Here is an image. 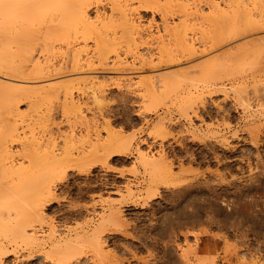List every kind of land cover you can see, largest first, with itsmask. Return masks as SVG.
<instances>
[{"label": "rangeland", "instance_id": "rangeland-1", "mask_svg": "<svg viewBox=\"0 0 264 264\" xmlns=\"http://www.w3.org/2000/svg\"><path fill=\"white\" fill-rule=\"evenodd\" d=\"M164 1L159 0V2L156 5L157 7L156 6L154 8L152 7L153 9L146 8V7L145 8L141 7L140 9L138 8L139 10L137 9V11L134 12V17H133L136 24L139 26H142L140 28L144 32L143 33L144 37L150 36L149 38L151 41L148 39V42H150V44H152V45H149V46L153 47L150 49L148 46L149 43L146 44L147 40L144 41L145 40L144 39L142 41L145 43V45L149 49L145 45L144 46L142 45L144 43H139L137 45L138 46L142 45V46L140 48L138 47L139 49L137 48L136 54H144V55H146V57H148V55L152 54L153 55L152 57L153 58L155 57L153 59L154 61L152 64L148 61L147 64L142 65L141 64L142 62L140 61V59H138L139 58L138 56L135 55L133 57V55L131 56L132 53H128L127 56L125 54V56H126L125 59L123 58L124 56L122 55V59L124 60V61L122 60V62H125V61L126 62L120 66H117L118 68H116L115 66L112 65V62H113L112 59L113 58H112V56H110V59L107 60V66L106 67L105 66L99 67L96 63H94L90 67L92 70L90 68L84 67V69L82 68L83 71L78 70V71H76V73L73 71H70L71 69L69 67L70 70L67 69L68 72H64V70H65L64 69V70H61L59 72L53 70V73L50 71L51 73H49V74L44 73L43 76H42V74L41 75L40 74H33V75H37V76L40 75V77L39 76L35 77V76L31 75L32 73H30V71H29L30 69L24 70V71H26L27 75L24 72L23 74H20V76H18V74H17L14 76V78H12L11 76H13L16 73L12 74L9 72L10 75L8 77V75H7L8 72L5 70L4 72L7 76L4 75V77H6V78L0 76L1 81L4 80L5 82H8V84L6 83V86L12 85L15 83L14 86L16 87V89L19 88L20 85H21L20 88L23 86L26 89L27 88L26 86L28 85V88H29L28 90L33 89V90H30L31 93L30 92L29 93L31 95H29L28 97H26V95H24V96L20 95L19 98H18V96L16 98V96H15L17 102L21 101V102L17 103L13 100L14 103H17V105H15L13 103L14 107L16 108V112L14 111L15 109H12L13 111H10L9 109H7L8 111L7 110H2V111L0 110V112H1L0 113V137L4 138L5 134L4 135L2 134L3 136H1V133H4V132L6 133L7 129L9 131V128H12L11 127L12 125H13L14 129H16L15 134L19 135V136L15 137L16 140L13 138V140H15V141H10L11 140L10 138L9 139L6 138L5 139L6 142H5V140H4V143H2L3 141L1 142L0 146H2L3 148H0V156H1L0 160H2V158L4 157V155L2 157V154H4V150H6L4 148V146H5V147H7L6 151H8L9 154L7 156V159H6L7 161L4 159L5 160V162L3 161L4 164H8L7 166L14 165L15 167H17L20 164L23 166L25 165L27 167L29 165V164L26 165L27 162H30L29 159L31 160V156H30L31 153L30 152H32V150L35 149L36 153H35V151H33L32 154L35 153L34 154L35 156H36V154L38 155L39 150L43 151L44 150L43 147L45 148V146H46V145L44 146L42 144L43 142H45V144L47 143V146L51 143L49 145V148L51 147L50 149L53 150L55 154L60 155V156L58 155L60 158L58 156L57 157L61 161L60 162L61 164H58V165H60V167L62 166V169H61L62 171H60V175L58 177H55V179H53V181H52V187H53V191L51 193L52 195H50L48 197L47 196L44 197L42 199V201L40 202L41 205L39 204V207H40V210L42 213L41 215H43L42 216L43 221L41 223L36 222V224H35V225H37L36 230L39 232V235L42 236L41 238H43L44 241H46V245L44 244V246L45 247L48 246V243H47L48 235L52 231L56 237H58V236L64 237L65 235L73 237V234L75 236L76 232H79V231L84 230V229L87 230V229L92 228L95 225V223L97 222V220L99 219V217H101L102 212L104 213L103 215H105L110 210L117 211L118 216L116 215L117 217L114 218V219H116L115 223L107 225L105 227L104 233L102 234L103 238H101V244H102L101 246L103 249L102 250L103 253L100 256V258L95 256L91 247H89L87 245H83V246L81 245L82 247L80 245L79 246L77 245L75 247V250L78 249L75 253L76 255H74V257H71V259H69V260L67 259L68 261L66 260V261H63L64 263L61 262L59 264H94V263L95 264H149V263L150 264H185V263L189 264L188 262H190L191 264H200L201 262H203L202 261L203 258L208 255V253H209L208 251H210V253H211V254H209L210 256L208 255L210 258L207 256L209 258L211 264H264V239L258 240L257 238L252 237L253 236L252 234H254L256 231L255 229L245 225V226L241 227L242 230L240 229V230H238V232L233 231L232 227L230 226V223L227 224L226 222H223L224 217H222V221L220 220V222H218L216 224H212L208 228L205 225H203V223H200V222H202L201 217L204 213V207L201 203L202 202L201 201V199H202L201 194L197 188L194 189L195 192L192 191V193L194 192L192 195H188L189 193L187 194L184 189H180V191L178 192L177 190L179 188H177V189H175L173 187L167 188L166 186H163V185L161 186V184H159L156 187V189L153 190L155 193L153 191L151 192V194H153V195L155 194L154 196L150 195V194L147 195L146 194L147 192L144 188L146 185V182H147L146 181L147 178H146L144 169L142 170L143 166H142V164H140L141 160H139V155L137 153L138 152L137 150H140L139 152H141L143 154L146 153L150 156L153 155L157 159H158V157H160V158L163 157L164 161H167V163L171 164V167L173 169L172 170L173 173L175 175H178L179 180H181V181H184L187 178L186 175L188 172L183 173V171H188L189 169H194V171L198 170V172H202L206 169V163L204 164V159H203V157H201L203 155V153L205 152V150H203V147L199 144L198 140H195V141L189 140V139H191V137H190V134L188 132L187 119L183 115L184 113H182L181 110L179 109V108L182 109L183 107H185L186 103L189 100L188 97L186 95H184V90L186 89V87L187 86L189 87L191 84L194 85L193 87H195L196 84H197V86L199 84V82L197 83V81H198V79H196L197 77H195L193 79L194 76L192 77L191 75L195 74L196 76H199V78L201 77V75L199 72H197V73H194L191 75H185L184 76L183 73L185 74L186 70L190 69L189 66L195 67V63H196V66H204V67L208 66L209 67V66H212V64L214 62H216L213 64V66L218 64V66L221 68H222V66H224L228 63L227 64L228 66L227 65H226L227 67L225 66V68H228L230 66L237 67V66H239V63L241 66L247 67V65H244L245 61H246V64H248V63L251 65L254 64V66H252L253 68L254 67L258 68V66H259V68H261V66H264V28H262V27H264V23H262L264 21L261 22V20L264 19V18H262V17H264V0H261V1L260 0H254L255 4H254V1L251 4L253 7L251 5H249L251 0H237L238 3L239 2L241 3V4L239 3V5H241V7L238 5V3H237V5H235L236 3L231 1V0H228V2L226 0H224V2H226V4H230L232 2V4H230L232 6L231 10L228 8V11H227V13L231 12V13H228L230 18H231V22L229 21L230 19H228V16L225 17L226 14H224L225 15L224 16L221 13L220 14H218V13L216 14L215 12H213L214 14L212 12L208 13L210 11L208 8L209 2L207 0H196V1L195 0H192V1L187 0V2H189V3L186 2L187 3L186 7L189 6L187 8L189 11H192L194 9L195 4L198 5L199 7L198 6L197 7L200 8V11H202L197 18L194 15H188V17L182 16V15H184L183 13H180V10H181V12H183L182 9H178L181 7H177L174 5V4L178 5L181 3L183 4V2L185 4L186 0L185 1L184 0L183 1H180V0L176 1L178 4L175 3V1H174V3H165V5H164L165 7L168 4H173V6L171 5V7H170V5H168L167 6L168 8L167 7L164 8V6H162L164 4ZM206 1H207V3H206ZM257 1H259V3ZM103 2H102L103 6H105V7L100 6L99 7V13L100 14L103 13V14H105L106 17H109L108 14L110 15V13H109L110 12V10H109L110 5H108L106 3V1H103ZM193 2H194V4H193ZM222 4H223V6H222ZM222 4L220 7L221 8L223 7L222 9H224V13H225V11L227 9H225L224 3H222ZM242 5L245 6L246 8L243 7ZM158 6H161V8H163L162 11H161V9H159L160 7H158ZM134 7H136V5ZM190 7L193 9H191ZM242 7L245 9H247V8H249V9H247L246 12L243 13L242 11L244 9ZM234 9L235 10L238 9L240 12L239 14H237V16H240V18L238 17L239 21H237L236 20L237 17L234 16V14L238 12V10L234 13L232 11ZM163 10H165L164 13H163ZM220 11H222V10H219L217 12H220ZM95 12H97L95 8L94 9L91 8V10L89 11V15L93 19L95 17V14H97ZM206 12L208 13V15ZM248 13L251 14V16ZM241 14H243L244 16L246 15V17H242ZM219 15H221V16H219ZM222 15H223V17H222ZM214 16H216L217 18H215ZM180 17H182V18H180ZM249 17L250 18L254 17V19L256 18L255 19L256 21L254 20V22L259 21V24L255 23L254 25H251L252 23H251V21H250L251 19ZM210 18H212V20ZM225 18L228 21L224 20ZM247 18H249V19H247ZM240 19H241V22H240ZM245 19H247V20H245ZM107 20H108V18L105 21L107 22ZM164 20H166V21L164 22ZM210 20L212 21V23ZM208 21H210V22H208ZM225 21H226V23H225ZM245 21H247V23ZM180 22L182 23V25L180 24ZM165 23L168 24L170 28H173V29L168 28V31L171 30L173 34H174L175 29L177 31V27H179V24H180V27L178 28V30H180V28L182 30H185V31L187 30L186 31L187 38H189L191 40L192 39L195 40V41L193 40L194 42L192 41V43H194L193 48L200 49V50L194 49V52L196 51L195 53H197V52H199V53L201 52V53L200 54L190 53L191 55H193V56H191L186 50H185L186 51L185 52V51H183L184 49L183 50H181L182 48L179 49V47H178L179 45L177 43L178 40H177L176 45H178L177 46L178 50H181L180 52L182 54L179 53V51L175 47V43H173V42H175V41H173L174 38L171 39L172 36L170 37V35H169V34H171L170 33L171 31L169 32V34H168L167 30L165 31V29L168 27V25H167V27L165 26ZM176 23H177V25H176ZM213 23H215L216 26ZM224 23H225V25H224ZM174 24L177 26L175 29H174V26H175ZM228 24H230V25H228ZM233 24H234V26H233ZM247 24H249L247 26L248 28L245 27ZM184 25H187L185 29H184V27H185ZM256 25L257 26L259 25V27L256 28ZM232 26H233V28H236V29L238 28L237 32H235V30L232 28ZM143 27L146 29H144ZM33 28H34V32H35L36 29H35V27H33ZM36 28H37V26H36ZM230 29H232L235 34H232V31ZM249 30L252 32H249ZM119 32H120L119 30H117L115 32L118 37L116 35H115V37H113L114 32L111 31L112 34L109 33L110 34L109 37L111 38V40L113 38H114L113 40H115L117 37L116 41L121 39L122 42H120V40L117 42L115 41V42L119 43V44H123V45L119 46V47H121V48H119V50L122 52V51H125V48L127 46V44H125V43L127 41L125 42L126 38L122 39L121 36H119L121 34ZM159 33H161V34H159ZM214 33H215V35H214ZM221 33L223 35L219 36ZM35 34L37 35V37L41 36L38 31L35 32ZM147 34H148V36H147ZM152 34L154 35V37H152L153 36ZM166 34H168V35H166ZM173 34H171V35H173ZM157 36H158V38H157ZM217 36H219V37H217ZM166 37L168 38V40H165ZM230 37H232V38H230ZM159 38H164V40H165L164 42L166 43V45H165V43L163 45L167 46L168 50L170 48L171 54L169 53L170 55H168V56H173V59L174 60L176 59L175 62H173L174 60L173 61L168 60L169 62L167 60H165L164 62L158 63V62H160V60H159L160 57H159V59H157V55L155 53L157 50H155V49L157 46L156 44L159 41ZM216 38H219V39H216ZM38 42L41 43L40 40H38L36 43H38ZM254 42H256V44ZM257 42L259 43V45ZM22 44H23V46H26L24 42H22L21 45ZM251 44H253V46ZM0 45H1V42H0ZM10 45H12L11 46L12 48L14 47V44H10ZM16 45H15V48H13V49L10 47V50L12 49L11 50L12 53L15 52L14 49H16ZM123 46H124V48H123ZM165 46H163V47H165ZM250 46H252V47H250ZM86 47H85L86 49L83 50L84 52H82V54H81L82 57H84L83 59H85L87 57V55L91 56L92 53L94 52L93 42L89 41L88 45ZM234 47H237L238 52H236V49ZM225 48H226V50H225ZM254 48H256V49H254ZM174 49H175V51H174ZM153 50H155V51H153ZM233 51H235V53H233ZM245 51H246V53H245ZM57 53H59V52H57ZM57 53H55V55L52 56L53 58L51 57V59H53L52 60L53 62L51 61L52 63L50 62V64L55 65L58 62H60V64L63 62L62 59L64 58L65 55H63V58H62L61 53H59V54H57ZM218 53H219V55H218ZM240 53H242V54H240ZM13 54H17V51H16V53H13ZM162 54L164 56L163 59H167V58H165V57H167V55L165 56L164 52ZM228 54L229 55L232 54L231 57ZM252 54H254V57ZM34 55L42 58V56L45 54L41 53L40 50H38L36 53H34ZM144 55H143V58H145ZM236 55H237V57L239 55V58H237ZM250 55H252V56H250ZM260 55H262V56H260ZM226 56H227V58L231 59V60L229 59L230 62H228L229 60L227 58L225 59ZM16 57H17V55H16ZM242 57H243L244 61L242 60ZM17 58L19 59V57H17ZM240 58H241V60H240ZM251 58L255 59V61H253V63H252V61H250ZM260 58H262V60ZM16 59L13 60L14 65L18 64L20 67L21 66L30 67V65H31V63H29V62L28 63H26L25 61L20 62L22 60L21 58L19 60H16ZM224 59H225V61H223ZM237 59L240 61L238 62ZM247 59H249V60H247ZM157 60H159V61L157 62ZM247 61H249V62H247ZM24 62L26 64H24ZM64 62H65V58H64ZM139 62L141 64V66H139ZM255 62H257L256 66H255ZM219 63H221V64H219ZM95 64H96V66H94ZM127 64L130 66V68ZM190 64H192V65H190ZM58 65H59V63L55 65L56 70H57V68H59ZM124 65H126V66H124ZM142 66H143V68L141 69ZM140 69H141V71H140ZM161 71H163L162 75H166L165 73H167V75H168V73L172 74V72H173V74L174 73L177 74V76L175 74H174V76H175V78L178 77L180 83H178L177 78L176 79L173 78V80L175 79L176 82L178 83V84L177 83H174V84L181 85L178 88L182 87L183 90L177 89L176 91L174 90L173 93L169 94V91L167 89V88H169L168 87L169 84H168L167 87L165 86L163 88L164 93L167 95L166 98H165L164 94L163 95H157V97H155L156 96L155 95L154 96L155 101H153V99H150L152 96H145L144 94H143L144 95L143 96L141 94L142 92L140 94H138L139 91L137 92L138 89L136 87H138L139 85H135V86L132 85L131 88L129 85H127V86H129L128 88L125 87L122 89H118L117 87L114 86V84H112L115 81L116 77H118V78L121 77L119 79H122L121 81L126 83L127 77L129 79V76H130V78H133V79L134 78H140V77L142 78V77H146V76L151 77V75H156L158 72H159L158 74L160 75L162 73ZM4 72L2 71L0 73H4ZM174 76H172V77H174ZM181 76L184 78H182ZM10 77L12 79H15V78H18V79H15V80L11 79L12 80V82H11L9 79ZM101 77H102L104 82L102 81ZM190 77H192L193 80H197V81H195V82L193 81L194 84L191 83L190 85H188L190 82H187V80L191 79ZM68 78L70 80H75V81L79 80L78 85L80 84L79 85L80 87H77L74 85L75 87L80 88V90L78 89L79 91L74 87L72 89V92H74L73 98L75 99V100L73 99L74 100L73 103L72 102L70 103L69 100L64 99V97L61 94L60 95L53 94L54 92L55 93L58 92L56 85L60 84V82L62 84V82L69 81ZM110 78L111 79L114 78V80L112 79L113 81H111ZM35 79H37V80H35ZM155 79H153V80H155ZM168 79H170V78H168ZM262 79H264V78H262ZM171 80H172V78H171ZM98 81L99 82L101 81L103 83L102 86L103 85L105 86L104 87L105 92L102 95L95 91L96 86L98 84L101 85V83H99ZM155 81H158V79H156ZM168 81H166V82H168ZM9 82H10V84H9ZM56 82H57V84H56ZM80 82H82V84ZM1 83H3V82H1ZM93 83H95L97 85H95ZM172 83H170V84H172ZM157 84H159V83L157 82ZM192 85L190 86L191 88H192ZM15 87H13V88H15ZM49 87H51V88H49ZM52 87L57 89V91H55V89H53ZM24 88H21V89H24ZM44 88H46V89L43 90ZM47 88H49V89H47ZM35 89H36V91H38V90L40 91L39 94H37L38 92L33 93V91ZM51 89H52V91H51ZM182 91H183V93H182ZM178 92H179V94H178ZM32 93L35 95H33ZM49 93H51L53 95V97ZM44 95H47V96H44ZM3 96H4V99H7L9 97L11 98V94H9V93H8V95H3ZM93 96H95V97H93ZM159 96H160V98H159ZM162 97H164V98L162 101H160V99ZM36 98L39 100H37ZM49 99H50V101H46ZM42 101H43V103H42ZM184 101L185 102L187 101V102L185 103ZM39 102H40V104H39ZM46 102H48V103L46 104ZM197 102H199V101L196 99V103ZM153 104H155L156 107L153 106ZM4 111H6L7 113H5ZM9 112H10V114H9ZM17 112H19V114H21V115H18ZM80 117H82V119H80ZM5 119H6V121H5ZM7 120H8V124H9L8 126L5 124V122H7ZM154 123H157V124L155 125ZM159 124H160V126L164 127L166 130V132H162V136L160 135L161 134L160 131H163V129L161 130L162 127H160V128L158 127L160 129L159 132H158L159 129L156 128L158 133L156 132V134H154V132L156 131L154 129V127H157ZM193 126H194L193 128L195 130H197V127L199 126V121H194ZM179 131H180V133H179ZM96 132L97 133L99 132L98 134H99V137L101 138V140L103 141V142L101 141L103 144H104V142H106L108 140V137H110V136H111V138H110L111 140H113V138L117 139L118 137H119V139L121 137H123L122 139H125V138L128 139L127 137H130L131 135L134 136V138L131 139L132 140L131 146H129V148L128 147L123 148V147L111 146V147L106 149V147L101 148L98 145H97V147H95L97 144V143H94V141H96L95 140L96 139V135H95ZM163 133H165L166 136ZM169 133H172V134L169 135ZM34 136H35V138H34ZM114 136H116V137H114ZM22 140H23V142H22ZM29 140H30V142L35 140V141H37V143L39 142V144L43 141L41 143V145L43 146L42 149H36L37 145H35V142L30 143V142H28ZM89 140H90V142H89ZM26 141H27V143H26ZM64 143H66L68 145L70 144V146H68ZM90 143H91V145H90ZM28 144L29 145L31 144V146L28 147ZM93 144H94V146H93ZM98 144L100 145V143H98ZM25 145H27V146H25ZM92 146H93V149H92ZM38 147H40V146H38ZM89 147L91 149H89ZM86 148H87V150H86ZM95 148H96V150L94 151ZM120 148H122V150H120ZM127 148H128V151H127ZM109 149H111L110 153L108 152ZM22 150L24 152H22ZM246 150H248V148ZM104 151H105V153H104ZM201 151H202V153H201ZM17 152H18V154H15ZM162 152H163V154H162ZM24 153H25V155H24ZM165 153L167 155H164ZM191 153H192V155L196 161V162L194 161V163H192V164L189 161V160H191L190 159L191 157H189L191 155ZM160 154H161V156H160ZM186 154H187V156H186ZM95 155H97V156L95 157ZM66 156H67V159H66ZM166 157H167V159H166ZM4 158H6V157H4ZM201 158H202V160H201ZM209 159H210V157H209ZM64 160H66V161H64ZM79 160H81V161H79ZM89 160H91V161H89ZM85 164H87L88 166L86 167ZM83 166H85V167H83ZM79 167H80V169L81 168H83V169L80 170ZM214 167H215L214 164L211 163L210 169H214ZM181 174H183V175H181ZM6 176L7 175H5V177ZM3 177H4V175L0 178H3ZM8 177L11 178V176H7L6 178H8ZM3 179H1L0 181L2 182ZM5 181H6V179L3 181V183ZM8 181H11V180L9 179ZM143 181H146V182H143ZM127 185H129L131 187L130 190L133 189L132 191H129L132 194H130L125 189V186L127 187ZM171 189H175L176 191H172ZM181 190H183V192ZM126 191H127V194H126ZM122 193H125V194H122ZM146 196H148L149 199ZM106 199H108V200L112 199L113 202H112V200H111V202H108V200H106ZM95 200H96V202H95ZM143 202L145 204L142 205ZM148 206H150V207H148ZM222 213H221V216H223L225 214L224 211H222ZM146 214H148V215H146ZM151 216H153V217H151ZM171 216H172V218H171ZM221 216H220V219H221ZM232 217H234V216H232ZM154 219H156V220H154ZM151 220H153V221H151ZM152 222L154 225L152 224ZM155 222H156V225H155ZM37 223H39V225ZM202 225L204 226V228L201 227ZM119 226L121 228H119ZM204 229L208 230L207 234L205 232H202V230H204ZM1 230L2 229L0 227V234L2 233ZM160 230H161V232H160ZM243 232L247 233L248 237H246V238L241 237L240 233H243ZM212 233H213V235H212ZM228 233H230V234H228ZM159 234L162 237H160ZM214 234H215V237H214ZM217 235H218V237L220 235L221 238L222 237L223 238L222 239L220 237L218 238ZM3 236L4 235H0V245H2V244L4 245V246L2 245V247L5 250V254L0 255V264H53V263L58 264L57 262L50 260L49 257L47 258L46 255H44V253L39 251V249L37 250V248L33 249V248H29L28 246H26V244H25L26 242L22 243L21 241H18V240H16V242H15L14 241L15 239L13 240L12 236L11 237L7 236L8 239L10 238L9 240L6 239L5 236L3 239V238H1ZM237 236H239V237H237ZM204 237L206 239H203ZM200 239L207 240V241L203 242V243H199L200 241L202 242V240H200ZM8 241H10V242H8ZM208 241H209V243H208ZM12 243H14L15 245ZM206 243L209 245L210 250H208L209 247L207 245H205L206 247H208V248H206L207 251H206V249H203L202 252L206 251L207 253L206 252L202 253L201 252V250H202L201 246L203 247V245ZM10 248H11V250H10ZM196 248H197V251H195V252L197 254L195 256H197V257H195V258L200 257L199 258V260H200L202 257V260L199 261L200 263H197V262L195 263V261H197L198 259L196 260L193 257L195 259V261H193L194 259L191 258L193 253H195L194 250H192V249H196ZM198 248L200 251L198 250ZM29 250H31V251L29 252ZM32 251H33V253H32ZM192 251H193V253H191ZM38 252L41 254V256L39 255ZM188 253L191 254V256L188 255ZM198 253L202 256H200ZM30 254H32V255L34 254V255L31 258H27L28 255H30ZM186 254H187V256H189L188 258L186 256ZM203 254H204V257H203ZM214 254H215V256L213 257ZM211 255H212V257H211ZM184 258H185V260H184ZM186 258L189 261H187ZM189 258H191V261L193 263L190 261ZM206 259H204V261ZM211 259L213 260V262Z\"/></svg>", "mask_w": 264, "mask_h": 264}, {"label": "bare ground", "instance_id": "bare-ground-1", "mask_svg": "<svg viewBox=\"0 0 264 264\" xmlns=\"http://www.w3.org/2000/svg\"><path fill=\"white\" fill-rule=\"evenodd\" d=\"M103 1H106V3L108 5H110L109 6L110 15L108 14L109 17H106L105 14H103V13L102 14L99 13V7L103 6V3H104ZM174 1H175V3H177L176 1H178V0H165L164 4L163 5L161 4V5L164 6L165 3H174ZM180 1H183V0H180ZM207 1L209 2L208 8L210 11L208 13L215 12L216 14L217 13L218 14L221 13L223 15L226 14V16L225 15L224 16L225 17L228 16V19H230L229 21L231 22V18L228 14L231 12L227 13V11H228V8L231 10L232 6L230 4H232V2L231 3L229 2L230 4H226V2H224V0H217V1L216 0H207ZM207 1H206V3H207ZM226 1L228 2V0H226ZM231 1L235 2L236 3L235 5H237V3H238L237 0H231ZM253 1L254 0H251L249 5H251L253 3ZM158 2H159V0H0V42H1V45H0V72H2V71L4 72L6 70L8 72V73L6 72L8 77L10 75L9 72L12 74L16 73L13 76H11L12 78H14V76L17 74H18V76H20V74H23L24 72L26 74V71H24V70L30 69L29 71H30V73H32L31 75H33V74H40L41 75L42 74V76H43L44 73H48V74L51 72L53 73V70L59 72V71L65 69L66 71L64 70V72H68L67 69H69V67H70L71 70L70 69L69 70L76 73V71L82 70V68L84 69V67L90 68L94 63H96L99 67H102V66L106 67L107 66V60L110 59V56H112V58H113L112 59V61H113L112 65L115 66L116 68H118L117 66H120L126 62V61L122 62V60H123L122 55L124 56L123 58L125 59L128 53H132L131 56L133 55V57L135 55L138 56L139 57L138 59H140V61L142 62L141 63L142 65L147 64L148 61L152 64L154 61L153 59L155 57L153 58L152 57L153 55L151 53H150L151 55H148V57H146V55H144V54H136L137 48L138 47L140 48L142 45L143 46L145 45V43L142 40H144V39H145L144 41L147 40L146 44L149 43L148 46L152 45V44H150V42H148V39L150 40V38H149L150 36L144 37V35H143L144 32L140 28L142 26L137 25L136 22L134 21L133 17H134V12L137 11L138 8L140 9L141 7H144V8L146 7V8L153 9L157 5ZM186 2H187V0L185 1V4L183 2V4L177 3L179 6L176 4H174V5L177 7H181L178 9H182L183 12H181V10H180V13L184 14L182 16L188 17V15H194L197 18L200 15V13L202 12V11H200V8H198L199 6L195 4L194 9L190 7L193 10L189 11L187 9L189 6L186 7L187 3H189V2H187V3ZM194 2H193V4H194ZM257 2L259 3V1H257ZM222 3H224L225 9H227L225 11V13H224V9H222L223 7L222 8L220 7ZM239 3H238V5H239ZM254 4H255V1H254ZM135 5H136V7H134ZM168 5H170V7H171V5L173 6V4H168ZM222 6H223V4H222ZM239 6L241 7V5H239ZM103 7H105V6H103ZM158 7H160L159 9H161V11H162L163 8H161V6H158ZM166 7L164 6V8H166ZM243 7H245V6H243ZM91 8H93V9L95 8L97 11V12H95L97 14H95L94 19L89 15V11L91 10ZM245 8H243L245 11L241 10L243 13H245L246 10L249 9V8H247V9H245ZM238 9H236V10L234 9L232 11L235 13ZM219 10H222L223 12L222 11L217 12ZM239 10L237 13L234 14V16L237 17V19H236L237 21H239V18H240V16H237V14L240 13ZM164 11L165 10H163V13H164ZM208 13H207V15H208ZM223 15H222V17H223ZM241 15H242V17H246V15L245 16L243 14H241ZM249 15L251 16V14H249ZM219 16H221V15H219ZM214 17L217 18L216 16H214ZM107 18H108V20L106 22L105 20ZM180 18H182V17H180ZM249 18H247V19H249ZM262 18H264V17H262ZM210 19L212 20V18H210ZM247 19H245V20H247ZM250 19H251L250 21L252 23L251 25H254L255 23L259 24V21L254 22V20L256 18L254 19V17H251ZM224 20H227V19L225 18ZM165 21L166 20H164V22ZM210 21H208V22H210ZM262 21H264V19H262L261 22ZM240 22H241V19H240ZM245 22L247 23V21H245ZM211 23H212V21H211ZM225 23H226V21H225ZM225 23H224V25H225ZM262 23H264V22H262ZM180 24L182 25L181 22H180ZM180 24H179V27H180ZM213 24L215 25V23H213ZM167 25L168 24L165 23L166 27H167ZM176 25H177V23H176ZM176 25L174 26V29L177 27ZM228 25H230V24H228ZM248 25L249 24H247L246 26L244 25V26L247 27ZM36 26H37V28H36ZM184 26H185L184 27V29H185L187 25H184ZM233 26H234V24H233ZM233 26H232V28H233ZM33 27H35V29L39 32V34L41 36L37 37V35L35 34V32H37V31L35 30V32H34ZM179 27H177V31H176V29L174 30V34L172 33L171 30L168 31V28L173 29V28H170L169 25L165 29V31L167 30L168 34L171 31L170 33L173 34V35H171V34H169V35H170V37L172 36L171 39L174 38L173 41H175V42H173V43H175V47L177 48V50L179 47V49L182 48L181 50L184 49L183 51L186 50L189 54L195 53L196 51L194 52V49H196V48H193L194 43H192V41L194 39L191 40V39L187 38V33H186L187 30L185 31V30H182L181 28H180V30H178ZM257 27H259V25L258 26L256 25V28ZM262 28H264V27H262ZM144 29H146V28H144ZM233 29L235 30V32H237L238 28L237 29L233 28ZM117 30H119L120 31L119 33H121L119 36H121L122 39L126 38L125 42L127 41L125 43V44H127L125 51H122V52L119 50V48H121L119 46L123 45V44L116 43L119 40H120V42H122L121 39L116 41L118 36L115 32ZM230 30L232 31V34H235L232 29H230ZM111 31L114 32L113 37H115V35L117 36L115 40H113L114 38L112 36H111L113 38L112 40L109 37V35L112 34ZM249 32H252V31L249 30ZM159 34H161V33H159ZM168 34H166V35H168ZM214 35H215V33H214ZM221 35H223V34L221 33L219 36H221ZM147 36H148V34H147ZM219 36H217V37H219ZM152 37H154V35ZM167 37L165 40H168ZM157 38H158V36H157ZM230 38H232V37H230ZM216 39H219V38H216ZM38 40H40L41 43H39V42L36 43ZM165 40H164V38H159V41L157 40L158 42L156 44L157 46L155 49L157 51L155 53L157 55V59H159V57H160V59H159L160 62H158L159 60H157L158 63L164 62L165 60H167V61L168 60L169 61L174 60L173 56H168L171 53H170V48L168 50V47L165 46L166 45V43L164 42ZM177 40H178L177 43L179 46L176 45ZM89 41L93 42L94 52L92 53L91 56L87 55V57L85 59H83L84 57H82L81 54H82V52H84L83 50L87 48L86 46L88 45ZM22 42H24L26 46H23V44L21 45ZM139 43H144V44H142L141 46H138L137 44H139ZM164 43H165V45H163ZM254 43L256 44V42H254ZM10 44H14L13 48H15V45L17 44L16 49H14L15 52H13V53H16V51H17V54L12 53L11 50L13 48L11 47L12 45H10ZM253 44H251V45L253 46ZM258 45H259V43H258ZM163 46H165V47H163ZM252 46H250V47H252ZM10 47L12 48L11 50H10ZM123 48H124V46H123ZM149 48L151 49L153 47L149 46ZM226 48H225V50H226ZM234 48L236 49V52H238L237 47H234ZM254 49H256V48H254ZM38 50H40L41 53L45 54L42 56V58L34 55V53H36ZM155 50H153V51H155ZM181 50H178L179 53H181L180 52ZM198 50H200V49H198ZM174 51H175V49H174ZM57 52L61 53L62 58H63V55H65L64 56L65 62H64V58L62 59L63 62L61 64H60V62L57 61L59 63V65H58L59 68H57V70H56L55 65L58 63H56L54 65V64H50V62L53 60V59H51V57L53 55H55V53H57ZM163 52H164L165 56L167 55V57H165L167 59H163L164 58V56L162 54ZM59 53H57V54H59ZM197 53L200 54L201 52L200 53L197 52ZM197 53H195V54H197ZM219 53H218V55H219ZM233 53H235V51H233ZM242 53H240V54H242ZM245 53H246V51H245ZM125 54H126V56H125ZM16 55H17V57H19V59L20 58L22 59L20 62L25 61L26 63H28V62L31 63L30 67H28V66H25V67L21 66L20 67L18 64L14 65L13 60H15L17 58ZM143 55L145 56V58H143ZM231 55H229V56L231 57ZM252 55L254 57V54H252ZM252 55H250V56H252ZM191 56H193V55H191ZM260 56H262V55H260ZM236 57H237V55H236ZM226 58H227V56L225 57V59ZM237 58H239V55ZM19 59L17 58L16 60H19ZM225 59L223 61H225ZM227 59L229 60L230 58H227ZM252 59L253 58H251L250 61H252V63H253V61H255V59H253V60ZM260 59L262 60V58H260ZM230 60L228 62H230ZM240 60H241V58H240ZM240 60L237 59L238 62ZM242 60H243V57H242ZM247 60H249V59H247ZM175 61H176V59L173 62H175ZM25 62H24V64H26ZM247 62H249V61H247ZM214 63H216V62H214ZM221 63H219V64H221ZM96 64L94 66H96ZM141 64L139 62V66H141ZM213 64H212V66H209V67L205 66L206 67L205 68L204 66H196V63H195V67L189 66L190 69L186 70L185 74L183 73V75L185 76V75H191V74L199 72L201 75V77H200L201 79L199 78V76H196L194 74L191 76L192 77L194 76L193 79L195 77H197L196 79H198V81L193 80L192 77H190L191 78V79H189L190 81L187 80V82H190L188 85L193 83V81L194 82L197 81V83L199 82V84H198V86L196 84L195 87H193L194 85L191 84L192 88L190 87L191 85L189 86L190 88L188 86H187L188 88L185 86L186 89L184 90V95H186L189 100H188V102L186 101L187 103L184 101L186 103L185 107H183L182 109L179 108L181 110V112L184 113L183 115L187 119L188 132H189L190 137H191V139H189V140H192V141L198 140L199 144L203 147V150H205V152L203 153V155L201 157H203V159H204V164L206 163V169L202 172H198V170L194 171V169H189L188 171H183V173H185V172L186 173L188 172V173L186 175L187 178L185 177L186 179L184 178L185 180L181 181V180H179L178 175H175L173 173V171H172L173 169L171 167V164L167 163V161H164L163 157L162 158L158 157V159H157L153 155L150 156L146 153L143 154V153L139 152L140 150H137L138 151L137 153L139 155V160H141L140 164H142V166H143L142 170L144 169V172H145V175L147 178L146 179L147 182L143 181V182H146V185L144 188L147 192L146 193L147 195L148 194L153 195V194H151V192L154 189H156V187L159 184H161V186L162 185L166 186L167 188L168 187H170V188L173 187L175 189L179 188L177 190L178 192L180 191V189H184L187 194L189 193L188 195H192L195 192L194 189L197 188L198 191L200 192L201 198H202L201 199L202 202L201 201L200 202L202 203V205L204 207V213L201 217L202 222H200V223H203V225H205L208 228L212 224H216V223L220 222V220L222 221V217H224L223 222H226L227 224L230 223V226L232 227L233 231L238 232V230H240V229L242 230V228H241L242 226L247 225V226L256 230L255 233L252 234L253 235L252 237L257 238L258 240L264 239V79H262V78H264V66H261L259 64L261 66V68H259V66H258V68L257 67L253 68L252 66H254V64H252V65L249 63L246 64V61H245L244 65H247V67L241 66L240 63H239V66H237V67H233V66L229 65L230 67H228V68H225V66L228 63L226 65L222 66V68L219 67L218 64L214 65V66H213ZM190 65H192V64H190ZM256 65H257V62H255V66ZM124 66H126V65H124ZM129 68H130V66H129ZM142 68H143V66L141 67V69ZM141 69H140V71H141ZM161 72L162 73L160 75L158 74L159 73L158 72L156 75H151V77L146 76L147 78L146 77H142V78L140 77V78H134L133 79V78H130V76H129V79L127 77L126 83L122 82L121 81L122 79H119L121 77H119V78L116 77L115 81L112 84H114V86L117 87L118 89H122L125 87L128 88L129 86L131 88L132 85L133 86L139 85L138 86L139 88L136 87L138 89L137 92L139 91L138 94H140L142 92L141 93L142 95L144 94L145 96H152L150 99H153V101H155V98H154L155 95H156L155 97H157V95H163L164 94V96L166 98L167 95L164 93L163 88L165 86L167 87L168 84H169V86H168L169 88H167V89L169 91V94L173 93L174 90L176 91L177 89H182V87L178 88L181 85H177L180 82H179L178 77H176L178 83L176 82V80H175L176 78L174 76L175 73L174 74H173V72H172V74L168 73V75H167V73H165L166 75H162L163 71H161ZM4 75L7 76L5 74V72L0 73L1 77H4ZM40 75H38V76L40 77ZM175 75L177 76V74H175ZM33 76L36 77L37 75H33ZM172 76H174V77H172ZM11 77L9 78L11 82H12V80L18 79V78L12 79ZM4 78H6V77H4ZM155 78L158 79V81H155L156 80ZM168 78H170V79H168ZM171 78H172V80H171ZM173 78H175V79L173 80ZM182 78H184V77H182ZM37 79H35V80H37ZM101 79H102V77H101ZM112 79L114 80V78H112ZM112 79L110 78L111 81H113ZM153 79H155V80H153ZM78 81L69 79V81L62 82V84L60 82V84L56 85L58 92H56V93L54 92L53 94H58V95L61 94L64 97V99L69 100L70 103L71 102L73 103V101L75 99L73 98L74 92H72V89L74 87L77 90L78 89L80 90V88H77V87H80L79 86L80 84L78 85ZM102 81H103V79H102ZM166 81H168L169 83ZM1 82L4 83L5 81L4 80L1 81V79H0V101H1L0 102V110L2 111V110L9 109L10 111H13L12 109H15L14 111L16 112V108L13 105V103H14L13 100L15 102H17L16 98H17V96L19 98L20 95H23V96L26 95V97H28L29 95H31L30 90H33V89L28 90L29 89L28 85L26 86L27 90L23 86L21 88H24V89H21L20 88L21 85L20 86L18 85L19 88L16 89V87L14 86L15 83L14 84L11 83L12 85L6 86V83L8 84V82H5L4 84ZM157 82L160 85L157 84ZM80 83L82 84V82H80ZM95 83H93V84H95ZM99 83H101V85L95 84V85H97L95 88V91L102 95L105 92V89H104L105 86L104 85L102 86L103 83L101 81ZM170 83H172V84H170ZM174 83H177V84H174ZM9 84H10V82H9ZM56 84H57V82H56ZM74 85L77 87H75ZM127 85H129V86H127ZM12 86L15 88H13ZM54 87H52V88L55 89ZM49 88H51V87H49ZM49 88H47V89H49ZM45 89L46 88H44L43 90H45ZM57 89H55V91H57ZM51 91H52V89H51ZM36 92H38L37 94H39L40 91L39 90L36 91V89H35L33 91V93H36ZM8 93L11 94V98L9 97L10 99L9 98L4 99L3 95H8ZM182 93H183V91H182ZM49 94H51V93H49ZM178 94H179V92H178ZM33 95H35V94H33ZM15 96H16V98H15ZM44 96H47V95H44ZM52 97H53V95H52ZM93 97H95V96H93ZM159 98H160V96H159ZM163 98L164 97H162L160 99V101H162ZM196 99L199 102L196 103ZM37 100H39V99H37ZM46 101H50V99L46 100ZM18 102H21V101H18ZM17 103H14V104L17 105ZM42 103H43V101H42ZM47 103L48 102H46V104ZM39 104H40V102H39ZM155 104H153V106H155ZM4 112L7 113L6 111H4ZM9 114H10V112H9ZM17 114L21 115V114H19V112H17ZM80 119H82V117H80ZM5 121H6V119H5ZM194 121H199V126L197 127V130H195L193 128L195 126V125L193 126ZM5 124L7 126L9 125L8 120H7V122H5ZM154 124L156 125L157 123H154ZM11 127L12 128H9V131H8V129L6 130V133L5 132L1 133V136H3L5 134L4 135L5 137L4 138L0 137V145H1L2 141H3L2 143H4V140L6 138H8V139L10 138L11 139L10 141H15L16 140L15 137L19 136V135L15 134L16 129H14L13 125ZM158 127L160 128L162 126H160V124H159L157 127H154V129L156 130V128H158ZM162 129H163V131H160V129L158 130V132L160 131L161 136H162V132H166L164 127H162L161 130ZM156 132H157V130L154 132V134H156ZM98 133L96 132V134H95L96 135V139H95L96 141H94V143H97L95 147H97V145H98L101 148L106 147V149L111 147V146L123 147V148L128 147L129 148V146H131V141H132L131 139L134 138V136L131 135L130 137H127L128 139H126V138L122 139L123 137L120 136L121 137L120 139L118 137L117 139L113 138V140H111L110 139L111 136H110V137H108V140L106 141L107 143L104 142V144H103L102 143L103 141L99 137ZM179 133H180V131H179ZM163 134L165 135V133H163ZM171 134L172 133H169V135H171ZM114 137H116V136H114ZM13 138L15 140H13ZM34 138H35V136H34ZM5 142H6V140H5ZM22 142H23V140H22ZM28 142H30V140ZM33 142H35V145H37L36 149H42L43 146L41 145V143L43 141L40 144H39V142L37 143V141H35V140L30 142V143H33ZM89 142H90V140H89ZM26 143H27V141H26ZM98 143H100L101 146ZM42 144L44 146L45 145L46 146H45V148L43 147V149H44L43 151L39 150V154L38 155L36 154L37 157L34 155L36 153V150L34 149L35 147L33 146L34 150H32V152L35 151V153L32 154V152H30L31 153L30 154L31 160L29 159L30 162H27L26 165L29 164L27 167L25 165L23 166L20 164L17 167H15L14 165L7 166L8 164H4L3 161L5 162L9 152L6 151L7 147H5L3 145L6 150H4V154H2V157L4 155V157H6V158L3 157L2 160H0V177H2L4 175V177H3L4 179L0 178V180L3 179L2 182L0 181L2 183V184L0 183V227L2 229L1 230L2 233L0 235H4L6 237V239H8L7 236H10V237L12 236L13 240L15 239L14 240L15 242H16V240L21 241L22 243L26 242L25 243L26 246H28L29 248H33V249L37 248V250L39 249V251L44 253V255H46L47 258L49 257L50 260L57 262L58 264L63 262V261H66L67 259L68 260L71 259V257H74V255H76L75 254L76 251L78 250V249L75 250V247L77 245L78 246L79 245L80 246L81 245L82 246L87 245V246L91 247L95 256L100 258V256L103 253V251H102L103 249L101 246L102 245L101 244V238H103L102 234L104 233L105 227L107 225L115 223L116 219H114V218H116L118 216L117 211H115V210L109 209L110 211L109 212L107 211L108 213L105 215H103L104 213L102 212L101 217H99V219L97 220V222L95 223V225L92 228L87 229V230L84 229V230H81L79 232H76L75 236L73 234V237L72 236H66V235L64 237H60V236L56 237L52 231L48 235V239H47L48 246L47 247L44 246V244L46 245V241H44V239L41 238L42 236H40L39 232L36 230L37 225H35L36 222L41 223L43 221V217H42L43 215H41L42 213H41L39 204L44 197H46V196L48 197V196L52 195L51 194L53 191L52 181H53V179H55V177H58L60 175V171H62L61 170L62 166L60 167V165H58V164H61L60 163L61 161L58 159V157L60 155L58 154L59 155L58 156L57 154L54 153L53 150L50 149L51 147L49 148V145L51 143L48 146H47V143L45 144V142H43ZM64 144H66V143H64ZM66 145H68V144H66ZM90 145H91V143H90ZM25 146H27V145H25ZM29 146H31V144L30 145L28 144V147ZM38 146H40V147H38ZM68 146H70V144ZM93 146H94V144H93ZM93 146H92V149H93ZM246 147L248 148V150H246L247 149ZM0 148H3V147L0 146ZM128 148H127V151H128ZM89 149H91V148L89 147ZM86 150H87V148H86ZM95 150H96V148L94 149V151ZM110 150L111 149L108 150L109 153H110ZM120 150H122V148H120ZM22 152H24V151L22 150ZM25 153H24V155H25ZM104 153H105V151H104ZM201 153H202V151H201ZM15 154H18V152ZM162 154H163V152H162ZM164 155H167V154L165 153ZM96 156L97 155H95V157ZM160 156H161V154H160ZM186 156H187V154H186ZM189 157H191L190 158L191 160H189L190 163L191 164L194 163L195 158L193 157L192 153ZM209 157H210V159H209ZM0 158H1V156H0ZM66 159H67V156H66ZM166 159H167V157H166ZM201 160H202V158H201ZM64 161H66V160H64ZM79 161H81V160H79ZM89 161H91V160H89ZM211 163L214 164V166H215L214 169H210ZM85 166L87 167L88 165L85 164ZM85 166H83V167H85ZM79 169H80V167H79ZM81 169H83V168H81ZM5 175L11 176V178L8 177L11 181H8L9 179L6 178L7 176L5 177ZM181 175H183V174H181ZM5 179H6V181L3 183V181ZM129 185H127V187L125 186V189L128 192L133 190V189L130 190L131 187ZM175 189H171V190L176 191ZM127 191H126V194H127ZM181 191L183 192V190H181ZM192 191H194V192L192 193ZM129 193L132 194L131 192H129ZM122 194H125V193H122ZM146 197L148 198V196H146ZM106 200H108V199H106ZM111 200H108V202H111ZM95 202H96V200H95ZM112 202H113V200H112ZM143 204H145V203L143 202L142 205ZM150 206H148V207H150ZM222 211H224L225 216L224 215L221 216ZM146 215H148V214H146ZM220 216H221V219H220ZM232 216H234V217H232ZM151 217H153V216H151ZM171 218H172V216H171ZM154 220H156V219H154ZM151 221H153V220H151ZM37 224L39 225V223H37ZM152 224H153V222H152ZM155 225H156V222H155ZM203 225L201 227L204 228ZM119 228H121V227L119 226ZM160 232H161V230H160ZM202 232H205L207 234L208 230L204 229V230H202ZM228 234H230V233H228ZM240 234H241V237H243V238L248 237L247 233H245V232L240 233ZM212 235H213V233H212ZM220 235H219V237L221 238L222 235L221 236ZM4 236L1 238L4 239ZM159 236H160V234H159ZM160 237H162V236H160ZM214 237H215V234H214ZM217 237H218V235H217ZM237 237H239V236H237ZM203 239H206V238L204 237ZM200 240H202V239H200ZM206 241L207 240H202V242L201 241L200 242L198 241V242L203 243ZM8 242H10V241H8ZM208 243H209V241H208ZM12 244H14V243H12ZM2 245H0V255L5 254V250L2 247ZM205 245H207L209 247V245L207 243L204 244L203 247L201 246V249H202L201 252L203 251V249L208 248ZM10 250H11V248H10ZM192 250H194V252H195V251H197V248L192 249ZM198 250H199V248H198ZM208 250H210V247ZM30 251L31 250H29V252ZM206 251H207V249H206ZM206 251H204V252H206ZM204 252H202V253H204ZM208 252H209L208 255L211 254L210 251H208ZM32 253H33V251H32ZM191 253H193V251ZM196 254H197L196 252L193 253L194 256L192 255L191 258L194 259L195 257H197V256H195ZM30 255H28V257L27 256L26 257L31 258L34 254L33 255L30 254ZM39 255L41 256L40 253H39ZM188 255L191 256V254H189V253H188ZM186 256H187V254H186ZM200 256H202V255H200ZM207 256L204 257V254H203V257H204L203 260H202V257L200 260H199L200 257H198V258H195L196 260L198 259L197 261H195V259L193 261H195V263L196 262L200 263L199 261L202 260L203 262H201L200 264H202V263L203 264H209V263L211 264V262L209 260L210 255L208 256L209 258ZM214 256H215V254L213 255V257ZM188 257L189 256H187V258ZM211 257H212V255H211ZM187 258H186V260H187ZM191 258H189L190 261H191ZM204 259H206V260L204 261ZM184 260H185V258H184ZM187 261H189V260H187ZM212 262H213V260H212ZM188 263L191 264L190 262H188Z\"/></svg>", "mask_w": 264, "mask_h": 264}]
</instances>
